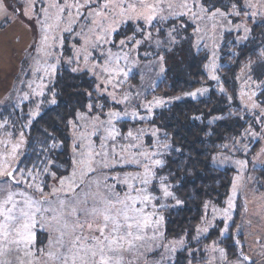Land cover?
<instances>
[{
    "label": "rangeland",
    "instance_id": "1",
    "mask_svg": "<svg viewBox=\"0 0 264 264\" xmlns=\"http://www.w3.org/2000/svg\"><path fill=\"white\" fill-rule=\"evenodd\" d=\"M53 2L64 9L59 27L55 26L58 10L50 7ZM188 2L197 16L193 17L190 14L171 16L165 11L163 15L167 18L158 17L159 21L165 22L168 19L185 17L186 22L194 25L192 31L195 39L194 50L207 52L209 62L206 64V72L209 80L213 82L217 80L212 79V76L215 75L218 78V62L221 58L223 60L225 58L230 66L242 67L236 76H229L230 72L224 74L226 77L224 80L232 87L236 86L234 96L229 95L228 91L218 84L215 88L217 97L220 96L221 100L209 93V85L193 93H196L195 96L208 93L220 103H223V98L225 109L230 114H234L240 108L247 109L249 113L253 110L254 115L258 111L263 121L264 105L261 106V104L264 101V0H243V7L247 12L244 15H237V6L231 7L228 13L221 12L222 10L216 13L208 9L206 12H201L200 0L195 2L188 0ZM102 3L103 0H91L88 6L79 7L85 4V0H0V168L8 169L11 166V169H15L13 172L15 180L27 181V184L33 185L32 188H28L25 183H15L7 175H0V201L9 191H23L38 200L46 198L51 203H43L42 207L57 210L37 214L36 223L32 229L34 239L27 246L21 243L5 248L4 254L0 255V261H5L6 264H51L47 253L54 250L53 244L59 236L56 230L59 224L51 217L59 214L60 200L68 201L65 191H57L56 195H51L53 189H59L60 180L63 179L66 190L69 179L73 178V171L77 173L73 179L79 180L80 172L85 167L81 161H87L89 151L93 153L108 151L111 154L114 148L115 152L119 153L120 147L130 142V138L127 139L126 135L125 140L122 138V130L118 122L140 120L141 115L137 113V110L144 107L143 98L149 93L150 87L155 85L157 75L163 71L160 57L142 60L146 52L140 49L144 45L143 41L136 42V39H133L134 42L129 43L130 38H135L134 33H130L128 38L114 40L116 32L125 23L135 24L143 20L128 19L126 22L117 23L116 31L108 36L109 42L98 40L102 29L93 21L99 19L95 17V10ZM73 5L79 7L81 15H77V8L72 7ZM46 14L47 23L53 25L50 36L56 38L49 40L51 48L41 44L43 33L40 21L45 20ZM232 17H239V20H233ZM248 20L251 21L248 22ZM153 22L156 21H152V25ZM103 23L107 26L108 21L104 20ZM141 37L144 38L143 34ZM120 41H124V44L121 45ZM224 45L227 46V52L222 55L221 50ZM238 46L251 49L249 53L257 54V61L244 62L250 59L241 57ZM116 61L119 62V67L127 72V76H117L111 83L105 85L106 74L102 69L105 66H115ZM49 65H54L56 70L46 75L44 69ZM37 69L40 70L37 71ZM61 69H75L74 71L88 73L97 81L95 84L97 92L105 96L113 108L103 112L102 108L105 107L103 103H93L94 107L88 105L85 110L75 111L70 121L72 166L67 175L56 177L52 173L55 162L50 158V153L57 151V147L39 146L38 154L33 155L27 149L25 134L29 132L31 124L43 111L56 104V94L51 88L56 74ZM233 78L238 80L233 81ZM224 80L222 79L223 83ZM135 83L141 87L137 94L138 89L134 90ZM131 84L134 89H131ZM219 88L222 89L218 92ZM191 94L188 96L194 97ZM186 97L187 94L184 98ZM146 108L148 109V106ZM110 112L120 113V118H113L111 124L108 123ZM133 113L136 115L133 116ZM147 117L145 113L143 118ZM202 119L203 117L199 118V120ZM218 119L220 118L215 117L210 121L215 123ZM113 128L117 133L115 141L111 138L106 139L109 136V130ZM131 132L134 137L141 136V130L135 129ZM246 135L252 139L251 142L234 140V144L226 148V153L217 154L211 160V165L217 169L232 170V185L223 207H218L210 201L205 203L200 224L190 237L185 235L174 240L165 237L163 219H160L164 216L159 212L161 207L157 208L155 201L160 198L165 201L166 196L162 186L158 187L161 195L156 194L154 186L158 183L156 177L150 180L146 187L148 194L154 199L146 205L137 204L136 207H143L151 221L149 227L143 231L144 239L135 241V247L123 253L125 264L129 262L131 264H175V258L182 252L188 255V264H195V261L196 264H249L251 261L255 264H264V129L257 136L252 130ZM102 145L105 147L102 148ZM254 146L256 148L252 152ZM13 148H16L15 153ZM23 157L25 162L31 163L27 169L19 167ZM94 159L99 162L101 157L95 156ZM148 164L153 173L154 169L160 166ZM95 166L97 172L84 177L85 183L91 185L93 192L97 190L94 183L96 179L103 182L107 178L108 184H112L113 176L123 178L128 174H142L144 171L142 166L130 163L103 169L99 163ZM258 171L261 177L254 176ZM28 173L32 175L29 176ZM37 185L43 187V198L39 192L35 191ZM234 189L235 195H233ZM84 190L89 189L84 187ZM100 191H103V187ZM116 191L123 195L127 188L125 185L117 184ZM76 193L83 196L81 188H77ZM15 198L20 199L19 196ZM229 201L232 202V208H229ZM91 202L90 198L89 204ZM237 210L240 211L239 218L244 220V226L239 233L242 236L240 241L242 254L234 260H229L220 246V241L228 235L234 222H238ZM213 233H217V238L213 242L209 244L203 242ZM244 257L248 259L245 260ZM177 264H183V261Z\"/></svg>",
    "mask_w": 264,
    "mask_h": 264
},
{
    "label": "trees",
    "instance_id": "2",
    "mask_svg": "<svg viewBox=\"0 0 264 264\" xmlns=\"http://www.w3.org/2000/svg\"><path fill=\"white\" fill-rule=\"evenodd\" d=\"M200 1L206 10L216 13L219 10L228 13L234 6L238 7L239 14L247 13L243 7V0ZM232 18L239 20V17ZM159 20L157 18L151 26L146 25L144 21H137L135 24L125 23L114 37L115 40L134 33L135 38H130L129 43L132 44L133 39H136V42H144V47H140L143 52L146 51L142 60L160 57L163 64V71L157 75L155 85L150 87L149 93L143 98L144 107L137 110V113L141 115L140 120L118 122L124 140V136H127L129 131L141 130V136L137 139L130 138L128 144L127 141L124 142L127 144L122 146L125 151L121 152L122 147H120L119 153L129 157L130 153L144 151L149 153L147 163H152L156 159L162 161V164L154 169V177L158 182L154 184L156 194L161 195L158 187L163 185L172 195L166 196L165 201H162L163 198L158 199L155 204L157 208L161 207L159 212L164 216L165 237L174 240L185 235L190 237L195 233L207 201L213 202L218 207L224 206L232 185L233 172L215 168L211 165V160L217 154L226 153V148L234 144V140L251 142L252 139L246 134L250 130L256 136L262 133L264 120H261L258 111L254 115L253 110L249 113L245 108H240L234 114H230L225 109L223 98V103H220L208 93L203 96H188L197 89L209 85V93L221 100L220 96L217 97L215 88L217 84L222 85L229 95L234 96L236 86L232 87L227 83L224 80L225 75L230 72L229 76H236L242 67L230 66L225 58L224 60L221 58L218 62L217 80L215 82L209 80L206 72V64L209 62L207 52L194 50L195 39L192 35L194 25L186 22L185 17L168 19L165 22ZM141 34L144 36L143 39ZM222 48L221 54H226L227 46L224 45ZM237 49L242 58L250 59L244 62L257 61L258 55L250 54L251 49L244 46H238ZM235 79L238 80V78H233V81ZM96 82L86 72L71 69L59 70L51 88L56 94V104L43 111L33 121L29 132L25 134L27 149L33 155L38 154L39 146L57 147V151L50 153V158L55 162L52 173L56 177L67 175L72 166L70 121L75 111L85 110L88 105L94 107L93 103H103L105 105L102 108L103 112L113 108V105L107 102V98L97 92ZM137 85L135 83L136 89H134L131 84V89H138L136 94L141 89ZM221 89L219 88L218 92ZM186 94L187 97L184 98ZM263 105L264 101L261 106ZM145 113H147V118H143ZM200 117L203 119L199 120ZM215 117L220 119L215 123L211 122L210 120ZM130 144H138L139 148H130L128 147ZM255 148L256 146L252 152ZM153 153L155 155H152ZM137 159L144 160L142 156H137ZM30 165L31 163L25 162V157H23L19 167L27 169ZM257 175L261 177L259 171L254 176ZM236 215L239 218V210ZM243 223V218H239L238 222H234V225L230 227L228 235L220 241V246L229 260H234L242 254L240 247L242 236L239 233L244 226ZM236 237L238 245L235 243ZM216 238L217 233H213L203 242L209 244ZM175 259V264L180 261L188 264L189 261L188 255L186 256L183 252ZM249 264H255V262L251 261Z\"/></svg>",
    "mask_w": 264,
    "mask_h": 264
},
{
    "label": "snow or ice",
    "instance_id": "3",
    "mask_svg": "<svg viewBox=\"0 0 264 264\" xmlns=\"http://www.w3.org/2000/svg\"><path fill=\"white\" fill-rule=\"evenodd\" d=\"M90 3L91 0H85V4L79 5V7L88 6ZM50 7L58 10L55 17V26L59 27L64 9L55 2L50 4ZM72 7H76L77 15H81L79 7L76 5ZM165 11L171 16L189 14L193 17L197 16V13L193 11V7H190L188 0H179V2L177 0H103L102 5L95 10V17L99 19L93 21L102 29L98 40L105 43L109 42L108 36L116 31V24L126 22L128 19L143 20L146 25L151 26L152 21L158 17L160 19L167 18L163 15ZM200 11L206 12V9L201 5ZM47 20L48 16L46 14L45 20L40 21L43 33L41 44L51 48L52 45L49 44V40H55L56 38L50 36V29L53 25L48 24ZM104 20L108 21L107 26L103 23ZM120 43L123 45L124 41H120ZM39 70L37 69V71ZM55 70L54 65H49L44 69V72L47 75L54 73ZM102 71L106 74L105 85L111 83L117 76H127V72L119 67L118 61H116L115 66H105ZM212 79L215 80L217 77L213 75ZM113 87H116V85H113ZM38 94L42 95V93ZM191 95L195 96L196 93ZM253 107H256V105H253ZM108 115L109 124L112 123L113 118H120L119 112H110ZM135 115L133 113V116ZM116 136L117 133L113 128L109 130V136L106 139L111 138L115 141ZM127 138L137 139L138 137H133V133L129 131ZM101 147L104 148L105 146L102 145ZM128 147L139 148V145L130 144ZM124 151L125 149L122 147L121 152ZM15 152L16 148H13V153ZM152 155H155V153ZM87 156V161H81L85 167L80 172L79 180L73 179L77 175L73 171V178L69 179L67 189L64 188L65 181L61 179L60 188L53 189L51 193V195H56L57 191H65L68 201L60 200L59 214L51 217L59 224L56 229L59 236L53 244L54 250L47 253L48 260L51 261V264H125L123 253L132 250L135 247V241L144 239L143 231L149 227L150 223V216L145 214V209L136 207L137 204L146 205L154 199L148 194L146 187L150 180L154 178L151 166L147 163L149 153L138 151L130 153L129 157H125L120 153H116L113 148L111 154L108 151L95 153L89 151ZM95 156L101 157L99 162L94 159ZM137 156H142L144 160L137 159ZM97 163L102 169L130 163L142 166L144 171L142 174H128L123 178L113 176L114 182L112 184H108L107 178L103 182L96 179L94 183L97 190L93 192L91 191V185L85 183L84 177L97 172L95 166ZM152 163L159 166L162 161L156 159ZM14 171L15 169H11V166L8 169L0 168V175H7L15 183L27 184V181L15 180ZM28 175L31 176L32 174L28 173ZM117 184L126 186L127 191L123 195L116 191ZM82 185L89 190L85 191L84 187H81ZM27 187L32 188L33 185L27 184ZM101 187H103V191H100ZM77 188H81L82 197L79 193H76ZM35 191L39 192L42 198L44 197L43 187L37 185ZM163 192L165 196L172 195L167 187H163ZM233 195H235V189ZM16 196H19L20 199L17 200ZM90 198L91 204H89ZM177 202L179 203V201ZM43 203L50 204L51 202L47 201L46 198L35 199L33 195L26 194L23 191H9L6 197L0 201V255H3L5 248H10L11 245L23 243L27 246L34 239L32 229L36 223L38 213L57 211L51 207H42ZM82 205L83 207H81ZM229 208H232L231 201H229ZM225 214L228 215V213ZM244 259L247 260L248 258L244 257ZM0 264H6V262L0 261Z\"/></svg>",
    "mask_w": 264,
    "mask_h": 264
},
{
    "label": "water",
    "instance_id": "4",
    "mask_svg": "<svg viewBox=\"0 0 264 264\" xmlns=\"http://www.w3.org/2000/svg\"><path fill=\"white\" fill-rule=\"evenodd\" d=\"M235 243L238 245V240H237V237H236Z\"/></svg>",
    "mask_w": 264,
    "mask_h": 264
},
{
    "label": "crops",
    "instance_id": "5",
    "mask_svg": "<svg viewBox=\"0 0 264 264\" xmlns=\"http://www.w3.org/2000/svg\"><path fill=\"white\" fill-rule=\"evenodd\" d=\"M193 262V261H192ZM194 263V262H193ZM195 264H196V261H195Z\"/></svg>",
    "mask_w": 264,
    "mask_h": 264
}]
</instances>
